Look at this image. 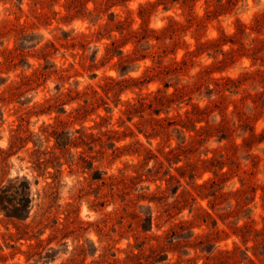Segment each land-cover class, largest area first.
I'll return each instance as SVG.
<instances>
[{
	"label": "rangeland",
	"instance_id": "374dc122",
	"mask_svg": "<svg viewBox=\"0 0 264 264\" xmlns=\"http://www.w3.org/2000/svg\"><path fill=\"white\" fill-rule=\"evenodd\" d=\"M5 187L0 264H264V0H0Z\"/></svg>",
	"mask_w": 264,
	"mask_h": 264
},
{
	"label": "trees",
	"instance_id": "16d2710c",
	"mask_svg": "<svg viewBox=\"0 0 264 264\" xmlns=\"http://www.w3.org/2000/svg\"><path fill=\"white\" fill-rule=\"evenodd\" d=\"M14 188L23 192L24 194L22 196L25 197L27 201H29V193L27 191L30 188V185L28 181H19V184H17L16 186L14 185ZM6 189H8V187H5L4 190L0 193V206L9 201V197L7 196L8 190Z\"/></svg>",
	"mask_w": 264,
	"mask_h": 264
}]
</instances>
